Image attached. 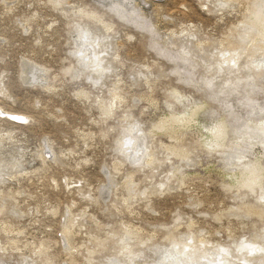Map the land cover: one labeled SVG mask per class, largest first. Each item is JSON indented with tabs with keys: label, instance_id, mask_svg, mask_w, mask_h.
<instances>
[{
	"label": "rangeland",
	"instance_id": "rangeland-1",
	"mask_svg": "<svg viewBox=\"0 0 264 264\" xmlns=\"http://www.w3.org/2000/svg\"><path fill=\"white\" fill-rule=\"evenodd\" d=\"M262 31L264 0H0V264H264Z\"/></svg>",
	"mask_w": 264,
	"mask_h": 264
},
{
	"label": "bare ground",
	"instance_id": "bare-ground-1",
	"mask_svg": "<svg viewBox=\"0 0 264 264\" xmlns=\"http://www.w3.org/2000/svg\"><path fill=\"white\" fill-rule=\"evenodd\" d=\"M257 13L255 12L254 13V17H253V21L254 23L257 22V20H259V18H255V15ZM259 16V15H258ZM257 17V15H256ZM260 17V16H259ZM262 17V16H261ZM256 19V20H255ZM263 32V35H264V31ZM2 114V116L6 117V118H9V117H12V118H9V120H12L13 122L15 123H22L21 119L23 118H26L25 115L21 114V113H16V112H7L6 110L2 109L1 106H0V115ZM258 123V122H257ZM258 129H261L263 132H264V122H261L260 124L257 125ZM222 129H223V125L219 124L217 125L216 127H214L212 130L214 132V137L216 139L217 136L219 135H222ZM211 130V129H210ZM211 130V131H212ZM261 133V132H260ZM255 170V169H254ZM209 262V261H208ZM212 262V261H211ZM218 263V262H217ZM207 264V263H206ZM209 264H212V263H209ZM224 264V263H223ZM226 264V263H225Z\"/></svg>",
	"mask_w": 264,
	"mask_h": 264
}]
</instances>
